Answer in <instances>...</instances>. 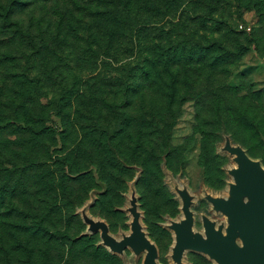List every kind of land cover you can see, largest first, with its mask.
Instances as JSON below:
<instances>
[{"label":"trees","instance_id":"1","mask_svg":"<svg viewBox=\"0 0 264 264\" xmlns=\"http://www.w3.org/2000/svg\"><path fill=\"white\" fill-rule=\"evenodd\" d=\"M214 1L217 8L183 17L169 33L155 18L175 6H191V0H0V264H38L36 248L39 264L61 262L65 249L62 264L82 260L86 252L117 260L84 232L79 215L65 211L78 204L76 186L90 178L80 173L78 158L85 152L111 188L107 168L113 150L135 147L132 155L148 163L168 158L171 132L186 101L195 102L198 124L227 105L223 95L234 89L224 77L250 46L244 32L216 16L221 0ZM49 4L52 12L44 10ZM256 5L263 22L264 0ZM25 6L42 11H33L26 22L17 18ZM187 20L196 27L179 29ZM263 30L264 24L255 36L260 51ZM6 56L8 65H16L8 74L1 67ZM101 56L109 66L97 71ZM256 96L263 98L261 92ZM49 109L61 119L62 145L78 142L75 157L57 152ZM202 130L205 152L214 150L224 132L243 144L237 129ZM157 171H147L144 184L160 182L158 164Z\"/></svg>","mask_w":264,"mask_h":264},{"label":"rangeland","instance_id":"2","mask_svg":"<svg viewBox=\"0 0 264 264\" xmlns=\"http://www.w3.org/2000/svg\"><path fill=\"white\" fill-rule=\"evenodd\" d=\"M259 1L262 0L220 1L219 12H216V16L244 32L248 37L247 42L250 50L235 67H232V73L226 78L224 77L234 92L223 95L222 100L227 105L219 113H213L212 117L208 116L207 124L197 123L196 105L193 100L186 101L181 106L180 116L171 132L172 153L168 158L163 156L158 161L154 157L150 158L151 163H148L144 157L132 155L135 152V147L113 150L115 153L114 162H110L107 172L112 175L111 178L115 185L112 184L111 188H108L107 183L98 174V167L91 162V158H88L85 152L83 159L79 156L80 166L84 170L80 173L88 174L90 178L79 183L80 186H76L74 199L78 204L69 208L65 207V211H74L79 215L84 225V232L94 236L93 241L96 246L104 247L111 254H115L117 260L112 261L105 257L95 259L86 252L82 260H72L73 264H81V261H87L88 264H144L146 250L137 251L134 246L129 245L123 252L114 251L104 245L101 228L90 230L91 222L97 226L99 223H105L110 236L121 240L125 235L131 233L134 208L140 214L141 233L157 248V264H219L209 254L192 249L185 250L181 260H176L173 250L176 238L174 225L185 218L182 207L187 200H190V210L194 215L192 235L206 236L204 225L206 219L214 222L216 228L225 234L232 219L222 210L216 208L215 200H236L245 206L249 204L248 195L242 194L236 198L230 193V185L235 183L232 172L240 168L241 165L236 161V155L228 152V142L245 149L246 153L264 168V47L260 51L255 43L256 32L264 24V21L260 22L261 18L256 10L262 12L256 5V2ZM217 6L218 4L214 0L213 2L211 0H191V6L181 5L178 9L175 6L165 11L155 18V25H158L157 22H162L166 24V31L172 33L177 28L174 24L182 21L183 17L185 20L188 15L197 17L209 12L212 8H217ZM53 8L55 6L49 4L45 6L44 10L52 12ZM33 11L39 14L42 8L37 7ZM33 11H31V7H19L17 18L27 22ZM185 24L187 26H180L179 29L189 31L196 27L189 20ZM261 33L264 34V30ZM214 36L223 37L224 35L217 33ZM260 38L264 40V35ZM1 46L2 50L8 54V46ZM3 59L5 61L2 62L1 67L8 74V68L12 71V65L15 64L12 62L11 65H8V56ZM109 61L108 58L101 56L97 60V71L99 69L106 70ZM49 62L54 64L55 60L50 59ZM258 92L262 93L263 98L256 96ZM51 96L50 93L49 98ZM44 101L46 100L44 99ZM232 106L233 109H231ZM236 111L238 112L235 113ZM48 115L50 116L49 123H52L56 133L57 152L75 157L73 152L78 142L69 139L65 146L62 145L60 141L61 119L54 109H49ZM203 126H206L207 130H216L224 128V126L231 130L237 129L241 134L239 140L243 144L235 142L230 134L224 132L220 141L215 144L214 150L210 147L208 148L209 152H205L202 144ZM22 151L20 149L19 153ZM35 158H38L37 155ZM157 164L162 172H160L161 181L149 187L144 184V178L147 171L156 170L157 174ZM243 198H247L245 203L242 201ZM60 202L63 204V201ZM86 218L90 219L89 222L86 221ZM78 227L79 225H76L74 231H77ZM17 236L20 237V234ZM236 242L239 246H243L240 237L236 239ZM67 250L65 249L64 259L61 262L54 259L51 264H62L67 258ZM23 254L22 257L25 256ZM87 256L90 257L86 258ZM40 259V253L36 248L33 260L38 261L39 264Z\"/></svg>","mask_w":264,"mask_h":264},{"label":"water","instance_id":"3","mask_svg":"<svg viewBox=\"0 0 264 264\" xmlns=\"http://www.w3.org/2000/svg\"><path fill=\"white\" fill-rule=\"evenodd\" d=\"M227 150L236 155V161L241 165L232 174L235 183L230 185V193L239 197L246 194L249 204L242 205L236 200L221 201L216 199L215 206L229 215L232 219L226 233L218 230L209 219L204 222L206 236L192 235L194 215L190 210V200H187L182 209L185 218L174 225L176 232L174 257L180 261L183 252L188 249L201 251L215 258L219 264H264V168L251 158L242 147L228 142ZM134 219L131 223V233L121 240H116L109 234L108 226L91 222L90 230L101 228V238L104 245L118 252L132 245L137 251L146 250L144 264H157L158 251L156 246L141 233L139 224L140 214L133 210ZM90 219L86 218L89 222ZM238 236L243 246L236 242Z\"/></svg>","mask_w":264,"mask_h":264},{"label":"bare ground","instance_id":"4","mask_svg":"<svg viewBox=\"0 0 264 264\" xmlns=\"http://www.w3.org/2000/svg\"><path fill=\"white\" fill-rule=\"evenodd\" d=\"M236 198H238V197H236ZM242 201L245 203L247 201V198H243Z\"/></svg>","mask_w":264,"mask_h":264},{"label":"built area","instance_id":"5","mask_svg":"<svg viewBox=\"0 0 264 264\" xmlns=\"http://www.w3.org/2000/svg\"><path fill=\"white\" fill-rule=\"evenodd\" d=\"M241 27H243V26H241ZM248 30H250V28H247Z\"/></svg>","mask_w":264,"mask_h":264}]
</instances>
